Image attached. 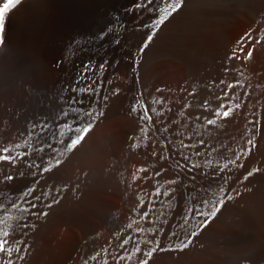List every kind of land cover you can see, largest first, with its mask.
Segmentation results:
<instances>
[{"label":"bare ground","instance_id":"obj_1","mask_svg":"<svg viewBox=\"0 0 264 264\" xmlns=\"http://www.w3.org/2000/svg\"><path fill=\"white\" fill-rule=\"evenodd\" d=\"M5 1L0 0V5ZM105 2L111 4L103 10ZM128 2L20 0L5 15L0 97L7 93V82L18 78L19 67L42 69L41 77L31 75L37 82L35 94L57 95L60 103L53 117L61 113L54 121L49 117L42 122V134L58 137L57 132L69 129L73 117L83 113L79 85L87 82L92 69L102 71L94 104V114L101 113L95 118L100 122L71 157L65 156L68 159L58 172L45 180L29 215L19 216L22 221L11 236L13 258L17 247L23 250L24 259L17 264H140L137 247L147 251L156 246L154 239L171 245L192 230L199 235L188 249L157 252L150 264H238L251 248L244 244L255 240L244 231L246 226L243 232L237 231L238 206L233 203L225 205L223 215L219 213L203 231L197 228L201 217L193 209L206 210L218 200L224 165L228 166L223 173L228 176L229 192L236 191V186L244 189L241 197L248 208L242 207L244 212L256 199L264 200V43L245 40L244 51L254 49L253 58H230L233 53L240 55L237 41L246 33L264 41V0H183L181 9L159 27L141 53L137 69L134 54L151 30L142 27L149 14L141 15V24L123 19L121 8ZM43 12L47 18L32 24ZM152 13L158 15L154 9ZM115 59L120 73L116 72L119 79L114 74L113 81H118H112L111 88L109 75L118 69ZM237 81L238 86L230 87ZM142 107L149 110L151 120L140 118ZM227 109L231 111L226 120L213 115ZM208 119L214 123L209 125ZM235 146L242 157L238 173L230 163ZM249 171L254 174L245 181ZM172 180L176 182L167 183ZM9 185L17 194L25 186L16 181ZM251 187L260 192L251 193ZM54 200L59 202L47 207ZM41 211L50 215H36ZM222 217L227 230L219 229L224 232L215 228ZM257 231L252 230L256 237ZM261 236L258 258L248 263V255L247 264H264V233ZM124 239L129 240L127 245L122 244Z\"/></svg>","mask_w":264,"mask_h":264},{"label":"rangeland","instance_id":"obj_2","mask_svg":"<svg viewBox=\"0 0 264 264\" xmlns=\"http://www.w3.org/2000/svg\"><path fill=\"white\" fill-rule=\"evenodd\" d=\"M162 1L161 0H153L152 4H147L146 5L145 4V0H129V2L126 5H124V3H123V5H122L123 7L121 8L122 16L124 17L123 19H125V20H130L131 19V21L132 20H139L138 24H141V17L142 16L145 17V14H149L147 16V18H148L147 22H146L147 24H145L146 27H145V25H143L142 27L143 28H150L151 30L149 31V34L150 33H155L154 34V37H155V35L161 30V28L163 27L164 24L162 26H160V30H159V28H157L156 25H155V21H156L158 15L156 16V14H154V13L150 14V12H151V9H156L158 7H163L164 6V2H162ZM110 4L111 3H109V2H107V3L105 2V6H104L103 10L109 8ZM138 4L143 5V6L137 7ZM157 4H159V5H157ZM0 6H2V3H1ZM13 8H14V6L10 10H12ZM144 10H145V13L143 15V11ZM150 15H155V16H150ZM143 17H142V19H143ZM46 18H47V14L43 12L39 17H36L35 19L32 20V22H33L32 24H34V23L36 24L39 21L41 22V21H43ZM148 35L146 37H148ZM146 37H145V42L147 43V40H146L147 38ZM145 42H144V40L142 41V43H144V44H145ZM151 42L148 43V47L151 44ZM142 46H143V44L140 45L138 53H135L137 55L134 54V61H135L134 69H137L139 67L137 61L140 62L143 59L142 55H144L145 51L147 50V49H145L144 52H141V47ZM141 53H142V55H141ZM105 58L108 59L107 57H105ZM106 59L104 60V62L107 63V61L109 59L107 61H106ZM118 61L119 60H116V59L113 61V65L117 66L118 69L115 68V70H114L115 73H114V71H112L113 74L111 73L109 75L111 77L110 81H109L110 87L111 86L113 87L114 84H115V81H118L117 79H119V76H117L118 75L117 73L118 72L120 73V71H119L120 68L118 66L119 65ZM23 66L24 67H22V68L19 67L18 70L16 71L18 73V78L19 79L18 78L14 79L10 83L7 82V84H8L7 87L9 86L8 89H7V93H5V95H3V97H0V149L8 148L9 152H10V154L12 156H20V157H22V159H17L15 162H13L11 164H9L7 161H0V175L3 174V173H7L10 170L12 173H9V174L7 173V175H11V176L14 177L13 180H6L5 177L0 178V180H2V182L0 183V189H1L0 190V192H1V195H0V207H1L0 208V214H1L0 215V217H1L0 218V228L1 229L3 228L5 231H6V229L8 230V232L10 233V236L8 238L9 240H11V236L14 237L12 231L15 232V226H17L18 222L21 223V221H22V219L19 218V216H21L23 214L26 216V214L29 215V213L31 212V207L34 205L33 204L34 202L32 203V201L35 200L36 198H39L40 191L42 190L40 188L43 187L42 186L43 183H45L47 181V179L52 174L58 172L56 170H59V167H62L64 165V163H62L59 167H56L55 166V159H62L64 162H66V160L69 157H71V155L75 152L76 149L74 151L71 150L72 153L70 154L71 151L66 150V145L70 144L71 140L75 139V137L78 135L76 129L87 127L88 126V122L90 123V119H91V123L92 124L96 121L95 122L96 124H94L93 128H92V130L94 131V128L97 127V124L100 122V120L97 119L98 120L97 121L95 119L97 116H95V118H94L95 120H94L88 114V111H89V113H92L93 116L95 115L94 114V112H95V105L94 104H95V100L97 98L96 95L99 93V92H97V91H99L98 83H99V81L101 79L99 77H102L101 69L98 70V69L94 68V69H92L90 71V75H88L87 82L86 83H82L81 85H79V87L77 89V93H78L77 96L79 95V100L78 101L79 102L82 101V103H83V107H82L83 113H78L80 116L77 114L79 118L76 117L77 115H75L73 117L74 118V123L71 124L73 126L70 125L71 128L69 126L68 130H63L62 134L60 132H57L58 137H57V135H55L56 133H47V134L43 133L42 134V132H41L42 130L41 129L43 127V125H42L43 121L45 122L47 120V118H49V117L50 118L52 117L53 121H54L55 118H60L61 113H59V112H58V114H60V115H58L55 118L53 117L55 111L58 110V108H59L60 101H59V98L57 97V95H54V94L46 96L44 93H42L43 91L38 92L39 94H35V93H37L38 90H36L37 89L36 84H35V83H37V82H35L36 79H33V78H37V77L39 78V76L41 77L43 70L41 69V70H38V71H36V70L27 71L26 70V64H24ZM135 66H137V67L135 68ZM29 67H30V64H29ZM23 68H25V70ZM31 69H32V67H31ZM22 71H23V73H22ZM99 72L101 73L100 75H98ZM91 73L94 76L91 75ZM114 74H115V76L117 78L115 81H113L115 79V77L113 78ZM31 75H34V77L31 76ZM31 81H32V83H31ZM33 81H34V83H33ZM112 81L114 82V84L112 83ZM89 83H91V84H89ZM34 84H35V87H34L35 91L33 90L34 91V93H33V91H31L29 89ZM91 85H93V87ZM7 87H5V88H7ZM81 89H84V90L82 91ZM114 89H117V87L116 88L114 87ZM114 89H112L113 92L116 91ZM112 94L114 96L116 94V92L112 93ZM110 97H112V96H110ZM114 97L110 98L109 100L112 101V99ZM22 99L23 100L25 99V100L23 101ZM89 102L92 103V104H90ZM85 104H86V106H85ZM93 106H94V108H93ZM142 108H144V107H142ZM53 109L55 111H53ZM221 118H222V120H226L223 117H221ZM113 124H114V126H116L115 123H113ZM113 124H110V127H112ZM116 129L117 128H114L113 130H116ZM93 131H91L90 133H92ZM70 132H72L73 134L72 133L69 134ZM90 133H88V135ZM46 135L47 136L49 135L48 136L49 140L52 139V140H50V142H51L50 144L47 143L49 140H48V138H46L47 137ZM50 135H52V137ZM38 136H40V137H38ZM54 136H56V137H54ZM43 137L45 138V140H43L44 139ZM86 137H85V139H86ZM41 138H42V140H41ZM56 138H57V140L59 138H61V140L59 139V141L57 142ZM53 140H56L55 143H57V144H54ZM83 142H82V144H83ZM45 145H46L47 149H48L49 145H51V146L47 150ZM231 148H232V151L234 150L233 151V154H234L233 169L236 170V171L237 170L239 171L241 169L240 162H241L242 157L239 154L238 146L231 147ZM25 153H27V154L25 155ZM61 153H63V156L60 155ZM67 154H69V155L67 156ZM65 156H67L68 158L65 157ZM225 166H227V165H224V167H222L220 169V172L222 171V174L220 173L221 176H222V181L224 182V183H221L220 184L221 187H219L222 190V192L218 188L216 198L218 197V199H220L221 197H224L226 193H227V195H229V194L231 196L234 195L233 196L234 199H232L233 202L229 201L226 204V206L229 205V203H230V205L233 203L236 208L238 206V208L236 210V215L238 217L236 216V219L238 221H240L241 224L237 221L238 222L236 224L237 227H238L237 231L243 232V228L246 226L248 229L244 228V231L247 232L250 235V237L251 236L255 237L254 238L255 239L254 242L252 244H250L251 246L247 245V243L244 244L245 245L244 247H249V248L251 247L249 249L250 253L248 251H245V252H248V255L251 257V260L249 261L250 257L247 255V256H245V258L247 257L246 260H244V258H243L242 261L239 260L238 264H244V263L247 264L248 261H249L248 263H254V261L258 258V255H257L258 254V250H257V248L259 249V247H260L259 246L260 244H258L259 243L258 239H261L263 237L261 235H263V233H264V231H260V229H257V230L260 231V233H261V235H260V233L257 230H255V228H262V230H264L263 229L264 228L263 227L264 226V200L260 199V200H263V201H259V200L256 199L255 205H254V201H252V203L254 205V206L253 205L252 206L254 208L251 207L250 211L249 210H248L249 212L247 211L250 214L247 215V212H244L246 210L241 209L242 207L244 209H248V208H245V205H244L245 202L242 199L243 197H241V196H243L242 192L244 194V189L242 187L236 186L235 189H233V190H236V191L238 190L237 192L236 191H232L231 192V190L229 192V189L226 187L228 182H229L228 181V176L226 177L225 176L226 174L223 173V172L226 171V169H228V166L226 168H225ZM2 167L5 168L4 171H3ZM45 168H49V170L48 171H44ZM238 171H237V173H238ZM14 181H16L18 183H21V186L25 185L24 189L20 192V194H17V191H15V190L13 191V189L11 190V188H10V185H9L10 182H14ZM30 181H32V182H30ZM225 188H226V190H224ZM240 188H242V189H240ZM250 191L253 194H257L258 192H260V191L257 192V189H255L254 187H251ZM3 192H5V193H3ZM11 193H12V195H11ZM218 193H220L221 196ZM1 197H3V198H1ZM4 197H5V199H4ZM259 197H262V196H258L257 198H259ZM31 204H33V205H31ZM226 206H224V208ZM224 208L221 210V212L224 210ZM1 209L3 210L4 214H3ZM240 209H241V211H239ZM221 212H220V214H222ZM239 212L240 213L242 212V214L244 213L243 217L241 219L244 220V217L247 218V220L245 219L246 223L244 221H241L240 217H241L242 214H240ZM238 213H239V215H238ZM7 214H9V215L6 216ZM220 214H218V215H220ZM4 219H6V223H5ZM221 219H220L222 221L221 224H220L221 226L220 225L219 226L215 225V228L217 229V227H218V229L220 228V229H223L224 231H226L227 229L223 228L224 226H226V224L223 222L225 220H224L223 217ZM1 220H3V221H1ZM220 220H218L217 223H215V224H219ZM213 221H214V219H213ZM213 221H211V223ZM247 222H248V224H247ZM243 223L245 224L244 226H243ZM249 224H251L250 228H249ZM256 224H257V227H256ZM258 226H260V227H258ZM237 227H236V229H237ZM252 227H253V229H252ZM220 229L218 231L224 232L223 230L221 231ZM251 229L254 230V231H257L259 233L258 234L259 236L257 235V237H256L254 232H252ZM251 233H252V235H251ZM240 243L241 242H239V244ZM242 244H243V242H242ZM252 247H254V249ZM254 250H256V251H254ZM251 254H254L253 257H252ZM254 258H256V259H254ZM229 263H231V262H229ZM231 264H233V263H231Z\"/></svg>","mask_w":264,"mask_h":264},{"label":"snow or ice","instance_id":"obj_3","mask_svg":"<svg viewBox=\"0 0 264 264\" xmlns=\"http://www.w3.org/2000/svg\"><path fill=\"white\" fill-rule=\"evenodd\" d=\"M20 0H6V2L2 3V6H0V46L4 45L5 38H4V32H5V15L6 13L16 4H18ZM153 0H145V4H152ZM164 6L158 7L154 9L158 13V17L155 21V25L157 28L162 26L166 20L171 17L173 14L178 12L181 7L183 6V0H163ZM143 5L138 4L137 7H141ZM155 33H150L147 37V43L143 44L141 47V52H143L147 47L148 43H150L154 38ZM256 40V43H264V41L259 40L257 37H251L250 34L246 33L245 36L241 37L240 40L237 41L240 47V55L238 56L236 53H233V55L230 57L231 59H237V58H247L252 59L254 49H250L247 52L244 51V42L245 40ZM87 70V66L86 69ZM239 85V81H237L236 85H231L230 87H235ZM82 91L84 89H81ZM239 107V105H238ZM132 111H135V109H132ZM231 109H227L223 111L222 113L220 111H215L213 113L214 116L220 117L222 115L223 118H228L230 114ZM149 110L144 109V111L141 113L140 118L145 120H151V116L148 115ZM90 116L95 118V116L101 115V113H96L95 116H93L92 113H89ZM214 123L213 119H208V124L212 125ZM93 124L90 122L87 127L84 128H78L76 129L78 135L75 137V139H72L70 144L66 145V150H75L82 144V142L85 140V137L92 131ZM143 131V129H141ZM248 144H251V140L248 141ZM27 153H25L26 155ZM63 156V153L60 154ZM17 159H22L20 156H12L9 152L8 148L0 149V161H7L9 164L15 162ZM64 161L62 159H55V166L59 167ZM230 163H234V161H231ZM193 167H195L193 165ZM227 167V166H225ZM49 168H45L44 171H48ZM255 172H259V169L254 170ZM254 171H249L247 175L243 177L245 181H247L250 177L253 176ZM6 180H13L14 177L11 175L5 176ZM175 180L167 181V183H175ZM234 199L233 196L225 194L224 197H221L216 202L211 203L210 206L206 210H202V208H196L193 209V214L199 213V216L201 217L200 223L197 225V228L203 231L213 219H215L218 214L221 212V210L224 208L226 203ZM58 200H54L50 202L47 207L51 208L55 203H58ZM203 204H209V201H203ZM34 206V205H33ZM36 215H42V216H49V212H38ZM148 211L147 206H145L144 211V217L145 219H148ZM186 222V221H185ZM27 227V225H25ZM130 227V226H129ZM143 231V229H141ZM171 235L175 236V233H171ZM199 235V233L196 230H192L191 232H188L186 235H184L182 238L177 237L178 242H174L171 245H161L159 241L153 240V243L156 245L155 247L149 248L147 251H143L141 248L137 247L136 252L140 253L141 260L140 264H150V260L152 259L153 255L157 252H175V251H184L188 249L194 239ZM10 233L8 231H5L3 229H0V264H17V260H23L24 256L21 254L22 249L17 247L15 249V258H13L14 249L12 247L13 241L9 240ZM155 236V234H154ZM18 243V241H16ZM129 243L128 239H124L122 244L127 245ZM124 257H119V259H123ZM95 259V257H93Z\"/></svg>","mask_w":264,"mask_h":264}]
</instances>
